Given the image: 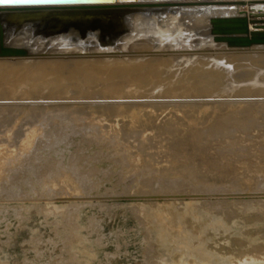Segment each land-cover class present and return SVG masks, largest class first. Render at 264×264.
Here are the masks:
<instances>
[{
  "label": "rangeland",
  "instance_id": "obj_1",
  "mask_svg": "<svg viewBox=\"0 0 264 264\" xmlns=\"http://www.w3.org/2000/svg\"><path fill=\"white\" fill-rule=\"evenodd\" d=\"M133 23L0 58V264H264V94L198 92L239 52L147 49L161 34Z\"/></svg>",
  "mask_w": 264,
  "mask_h": 264
},
{
  "label": "bare ground",
  "instance_id": "obj_2",
  "mask_svg": "<svg viewBox=\"0 0 264 264\" xmlns=\"http://www.w3.org/2000/svg\"><path fill=\"white\" fill-rule=\"evenodd\" d=\"M159 6H169V7H175V8L172 9L171 11H169L168 8H167L166 11H160V9L158 8ZM178 7H182V8H184V10L182 9L183 11L182 10L179 11L177 9ZM42 8H45V9H57L56 11H53L55 13H61V12H63V11H58L59 9L60 10H63V9H70V8H99V9H105V10H100V12L101 11H110V10L112 12H108V13H98V14L93 15V16L91 15V13L89 11H87L86 14H84L83 16H74V17H69V16H51V17L50 16H44V17L22 18V17H13L11 15H2V12L3 11L15 9V8H11V7H0V23L3 26V44L4 45H10V46L24 47L25 49H27V52L28 53L29 52L30 53H32V52L35 53L38 50H40V46H42V45L44 46V44L47 45L49 43L52 44V42L53 43H59L60 44V43H63L62 41H65V42H69V41H73V40H76V41H79V42L80 41L81 42L82 41H87L89 38H92L96 34L97 30H98V32H101L103 35H107L108 29L110 27H113V28H112L111 31H109V33L112 34L111 36H116L124 28L128 27L129 24H131L133 22H136V24L137 25L139 24L138 26L140 27L138 29H141V30H143L145 32L147 30H151V31H154V32H157V33L161 34V36L158 38L159 40L157 39V42L154 43L155 46L152 45V47H150L149 46L150 44L148 45L146 43L147 45H145V46H149L147 49H158V48H172V49L173 48H179V49L180 48H183L184 49V48H186V50H187V49L197 48V47H204V48L205 47H210V48H213V49L214 48L215 49L221 48V50L222 49H225V50L231 51V52H239V53H237V54H239L237 57L243 58L244 59L243 61L245 63L242 61L243 64L239 68H237L238 69L237 71L231 72V71H229L225 67H218L217 66V67H213V68H208V72H206V74L205 73H202L203 72L202 71L200 73V75H197V77H196L197 78V81H196L197 84L195 83L194 87H195V89L197 87L198 90L197 89L196 90L198 92H205V93L209 92L210 93V92L213 91L215 93L216 91L217 92L219 91V92H223V93H228L227 91H231L232 90V93L233 92L235 93V91H236L237 94L238 93L239 94H249V93H251V94H253V93H262V94H264V84H261L259 82V80L262 81L264 79V72L257 73V71L259 70L257 68H259L260 65L264 64V56L259 57L256 60H252V59H255V58H253V54L251 56V55H245V53H244L245 51H249V50H254L255 51L257 49H260V50L261 49H264V42H261V43H259V42L258 43H253V44H250V45H242L244 43V41L242 39H239V40H229L228 43L227 42H223V41H216V40H214V36L215 35H214V33H212V28L213 27H216V24H213L211 22V18L212 17L246 16V18H247V26H248V34L250 35V32L252 31L251 33H254L253 35L257 36L261 30H264V28L262 27L264 25V0H144V1H138L137 0V1L132 2V3H130V2H115V3H111V4L54 5V6H48V7H42ZM135 8H139V10L134 11V12H125L124 11V10L135 9ZM133 24H132V26H133L132 29H134V25ZM58 29L60 31H58ZM185 31H188V34H185L184 33ZM262 36H264V34ZM151 38L154 39L153 37H151ZM140 39H142V38H140ZM140 39H138V40H140ZM122 41H123V39H122ZM165 41L169 42L170 43V46L173 45V47H168V46L158 47L157 46L158 44L164 43ZM184 41L185 42L186 41H189V45L186 44V46H184V47L183 46H179V45H183V42ZM139 42H136V43H138V45H139ZM133 43H134V40H133V42H131V44H133ZM136 43H134V44H136ZM123 44H120V46L122 45L124 47ZM138 45L136 44L135 47L138 46ZM140 45H142L144 47V45L142 43ZM174 46H177V47H174ZM77 48L80 49L81 47H78L77 46ZM136 48H137V50L139 49L138 47H136ZM84 49H86V48H84ZM87 49H86V51H87ZM101 49H102V51H104V50H109V51L112 50L110 48L109 49L107 48V49H104V50H103V48H101ZM124 49H129V48H124ZM147 49H146V51H147ZM81 50H83V49L81 48ZM89 50H92V49H89ZM55 51H57V49ZM36 55H38V54H36ZM102 55H104V54H102ZM102 55L100 54L99 56H102ZM173 55H175V54H173ZM233 55H231V56H233ZM175 56H178V55H175ZM198 56H197V58H198ZM205 56L206 55H204L202 57H205ZM231 56H230V58H231ZM6 57H8L7 59H10L13 56H11L10 58H9V56H6ZM25 57L26 56H24L23 59ZM29 57H31V56H29ZM33 57H34V55H33ZM200 57H201V55H200ZM225 57H227V56H225ZM249 57H252V59H248ZM2 58L5 59L4 57H2ZM2 58H1V60H2ZM21 58H18V59H21ZM26 58H28V56ZM35 58H37V57H35ZM11 59H13V58H11ZM14 59H15V57H14ZM96 59H99V58H96ZM129 59L135 60L137 58L135 57L134 59L133 58H129ZM161 59H163V58H161ZM172 59H173V57H172ZM215 59L217 60L216 63L218 64L219 63V60H220V56H218ZM15 60H17V59H15ZM165 61H167V59H165ZM171 61H174V60H171ZM184 61H182V62H184ZM201 61H203V60H201ZM172 63H174V62H172ZM174 66H175V63H174ZM165 68H167V66ZM261 68H263V67L261 66ZM209 69L212 70L211 71L212 72V75L211 76L214 75V77H216V79L218 77L217 80L212 77L213 78V82L210 81L211 83L207 82L208 81L207 78L209 77V79H210V77H211V76H208L209 75V72H210ZM203 70H204V72L207 71L205 69H203ZM88 71L89 70L87 69L86 72H84V73L89 74ZM233 73H235V74L233 75ZM252 74H255L256 76L254 75V78L253 77H250ZM212 78L210 80H212ZM250 78H253L254 81L252 79L253 82H251L250 81L251 80ZM255 79H259V80L256 81ZM233 81L236 82V89L235 90L233 89L234 87H232L233 86V84H232ZM255 82H259L260 84H258V83L256 84ZM212 83H215V84L212 85ZM201 104H204V107H205V103H202L201 102ZM259 104H260L261 107H264V101L260 102ZM249 106H250V104H245L242 107L243 111H247L248 108H249ZM254 108H256V107L254 106ZM237 109H235V110H237ZM239 110H240V108H239ZM250 111L255 112L254 109L253 110H250ZM231 112H232V110H231ZM253 112H251V114ZM256 112H257V110H256ZM263 112H264V110H263ZM236 114L239 115L238 113H236ZM243 114H244V112H243ZM258 114H261V113H258ZM204 116H205V114H204ZM217 116H219V115H217ZM221 116H224V115H221ZM206 117L208 118L209 116L207 115ZM248 117L250 118L251 116H248ZM260 117H262V116L260 115ZM228 118H229V116L227 117V119ZM230 118H232V117H230ZM233 118H235V117L233 116ZM219 119H220V116H219ZM219 119L216 118V120H219ZM238 119H239V117H238ZM240 119L242 120L243 119V116ZM261 120L258 119V122H260ZM247 121L248 120H246V122ZM255 121H256V119H255ZM130 122H133V121H130ZM176 122H179V121L176 120ZM220 122H222V121L220 120L217 123L220 124V126H221V124L223 125V123H220ZM237 122H239V121H237ZM129 123H127V124H129ZM168 123L171 124V121L168 122ZM209 123H211V122H209ZM254 123H255L254 122V119L253 120L251 119L250 123L248 122V124H250V125L251 124L254 125ZM256 124H257V122H256ZM263 124H264V122H263ZM133 125H135V124H133ZM211 125L212 124H210V127H211ZM124 126L121 125V128H123ZM213 126L215 127V124ZM230 126L232 127V124ZM210 127H207V124H206V127H204V128L205 129L206 128L208 129ZM204 128L201 129V130H204ZM227 128H229V127H227ZM31 129H33V128H31ZM160 129H162V128H160ZM218 129H220V128H218ZM263 130H264V128H263ZM220 131H221V129H220ZM220 131H218V132H220ZM251 131H252V129H251ZM251 131H250V133H251ZM254 131H256V130L254 129ZM254 131H252L253 132L252 134H254ZM259 131L260 130H258V132ZM21 132L22 131L20 130L19 133H21ZM25 132H26V130H25ZM30 132H32V130H30ZM34 132H36V131H34ZM34 132H32V133H34ZM158 132L159 131H157V134H158ZM213 132H214V129H213ZM218 132H216V133H218ZM28 133H29V130H28ZM28 133L27 134L24 133L25 136L28 135ZM32 133H31V135L34 136L35 134H32ZM221 133H222V131L219 134H221ZM153 134H155V133H153ZM147 135H148V133H147ZM150 135H152V132H151ZM235 135L237 136V133ZM29 136L27 138L23 136L24 140L25 139L26 140L23 141V139L21 138L22 139V142H18V140L20 141V139H17L18 144L19 143L21 144V143L24 142L20 146H23V147L26 146L33 139V138L32 139L31 138L29 139ZM180 136L184 137L183 134H181ZM212 136H213V134H212ZM221 136H223V135H221ZM261 136H264V135L262 134ZM258 138H260V135L257 137V139ZM145 139L146 138H144V140ZM181 139L184 140L186 138H181ZM181 139H180V142H181ZM228 139H227V141H228ZM178 140H179V138H178ZM230 140H231V138H230ZM253 140H254V137H253ZM259 140H262V139H259ZM187 141L188 140L186 139V142H184V145H187V143H190V142H187ZM198 141H200V140H198ZM236 141H239V140L236 139ZM242 141H239V142L242 143ZM234 142H235V139H234ZM178 144L181 145V143H178ZM190 144L191 145L193 144L195 146V143L194 142L193 143L191 142ZM237 144H240V143L237 142ZM247 144L245 143V146ZM184 145L182 144L181 146H182V150L184 149V152H185V149L187 147H184ZM189 145H188V147H190ZM196 145L198 146V144H196ZM240 145H242V144H240ZM235 146L238 147L237 145H235ZM260 146H262V145H260ZM146 147L147 146H145V148ZM200 147H198V149L202 150V148H200ZM194 148H196V150L198 151L197 147H194ZM189 149H190V151L188 149L186 150V152L189 151L188 154H190L191 151H192L191 150L192 149L191 147ZM5 151H6V149H5ZM198 152L196 154H198ZM4 153H5L4 156H6V153L7 152H4ZM149 153H150V151H149ZM201 153H202V151H201ZM151 154H152V152H151ZM0 166H1L0 168H2V165H0ZM45 166H46V164H45ZM4 167H5V165H3V171L5 170ZM52 170H55V169H52ZM5 171H7V168H6ZM5 173H7V172H4V174ZM55 173H57V172H55ZM57 174H55V175H57ZM57 176H59V174ZM60 176H62V175L60 174ZM53 177L55 178V176H53ZM43 178H44V176L42 177V179ZM47 179L48 178H46V180ZM49 180H51V179H49ZM0 183H2V182H0ZM255 256H257V255H255ZM261 259H263V258H261Z\"/></svg>",
  "mask_w": 264,
  "mask_h": 264
},
{
  "label": "water",
  "instance_id": "obj_3",
  "mask_svg": "<svg viewBox=\"0 0 264 264\" xmlns=\"http://www.w3.org/2000/svg\"><path fill=\"white\" fill-rule=\"evenodd\" d=\"M137 0H27V2H0V7H11L15 9L5 10L2 15H11L13 17L22 18H32V17H44V16H83L87 11L91 15H96L98 13H108L110 11H101L105 9L99 8H70L58 11H63L61 13H55L57 9H45L42 7L54 6V5H82V4H111L115 2H135ZM144 1V0H138ZM160 11H169L175 7L169 6H159ZM179 11L184 8L178 7ZM139 10V8L124 10L125 12H134ZM182 10V11H183ZM211 22L216 24V27L212 28V33H214V40L229 42V40H239L242 39L244 43L242 45H250L253 43L264 42V30H261L257 36L250 32L248 34L247 18L246 16H229V17H212ZM264 28V25L262 26ZM250 42V43H249ZM237 45V44H236ZM239 45V44H238ZM6 56H31L28 54L27 49L24 47L10 46L3 44V26L0 23V57ZM33 56V55H32ZM43 56V54H39Z\"/></svg>",
  "mask_w": 264,
  "mask_h": 264
},
{
  "label": "snow or ice",
  "instance_id": "obj_4",
  "mask_svg": "<svg viewBox=\"0 0 264 264\" xmlns=\"http://www.w3.org/2000/svg\"><path fill=\"white\" fill-rule=\"evenodd\" d=\"M2 3H9V2H27V0H0Z\"/></svg>",
  "mask_w": 264,
  "mask_h": 264
}]
</instances>
